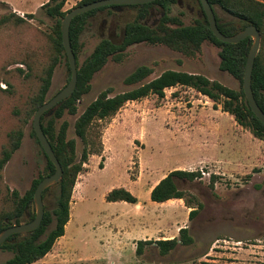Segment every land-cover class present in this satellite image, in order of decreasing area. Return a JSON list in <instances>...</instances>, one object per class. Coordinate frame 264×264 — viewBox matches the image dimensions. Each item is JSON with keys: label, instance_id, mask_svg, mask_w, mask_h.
Returning a JSON list of instances; mask_svg holds the SVG:
<instances>
[{"label": "rangeland", "instance_id": "obj_1", "mask_svg": "<svg viewBox=\"0 0 264 264\" xmlns=\"http://www.w3.org/2000/svg\"><path fill=\"white\" fill-rule=\"evenodd\" d=\"M5 1L25 11H15L24 18V22L18 23L7 7L0 4V20H4L0 21V149L11 129L22 127L23 130L20 147L0 171V208L9 209L2 202L7 190H16L23 195L44 173L46 165L45 157L31 135L34 115L29 117L26 113L28 96L39 84L38 77L54 53L51 37L55 19L41 7L48 0ZM78 2L69 1L64 9L77 6ZM215 10L222 20H232L239 26V21L220 7L215 6ZM136 13V9L124 6L118 10L113 7L103 9L91 16L80 35L77 63L81 64L101 39L119 42L125 23L133 20ZM170 13L179 15L184 24H192L202 17L196 0H178ZM160 15L159 9L154 8L143 22L155 25ZM219 51L220 48L209 41L202 43L201 51L194 57L162 44L131 45L122 61L109 59L94 73L89 91L77 104V113H65L56 125L64 120L68 122L67 138H75L79 158L83 143L74 133L75 120L102 90L110 88L109 95L113 96L136 87L138 84H124L123 79L140 65H148L153 70L143 82L170 69L200 73L227 87L239 89L240 81L219 69ZM68 80L69 72L60 56L52 72L46 101ZM14 108L20 112L15 114ZM125 109L129 112L123 114ZM23 118L27 119L25 123H22ZM101 140V154L89 156L84 165L89 174L80 177L90 187L89 199L79 206L82 221L88 223L84 231L68 233L69 238L73 235L68 256L61 261L58 259L55 264H264V137L256 138L240 125L235 128L230 115L213 111L209 99L191 88L175 86L166 88L163 98L149 94L126 102L115 115L102 122ZM171 168L200 173L192 181L175 180L178 188L187 196H195L202 207L192 219L188 216L182 219L183 216L171 213L174 202L157 205L159 227L164 220L166 224L152 235V240L177 237L178 222L188 228L194 241L190 245L179 243L164 255L154 244L145 245L142 253L136 254L135 240L125 238L121 241L119 238L126 233L125 228L123 222L116 224L124 215L132 214L134 206L123 202L108 203L104 193L110 187L123 186L142 198L147 188ZM212 175L215 182L211 186ZM88 208L94 211L93 217L88 218ZM161 214L166 215L163 221ZM101 220L116 239L112 248L102 250L92 241L94 232L101 237L92 221ZM12 255V252L0 249V264ZM45 255L39 264H50L57 258L51 252Z\"/></svg>", "mask_w": 264, "mask_h": 264}, {"label": "trees", "instance_id": "obj_2", "mask_svg": "<svg viewBox=\"0 0 264 264\" xmlns=\"http://www.w3.org/2000/svg\"><path fill=\"white\" fill-rule=\"evenodd\" d=\"M92 1L95 0H80L77 6ZM196 1L201 9L202 17L195 19L192 24H184L179 15H171V8L178 0H154L144 4L120 6H128L137 10L135 18L125 23L121 40L115 42L109 38L101 39L81 64L77 63L80 48L79 39L88 19L96 12L112 8V6L96 8L81 13L72 19L69 35L77 63V85L72 95L57 104L49 117H46L47 112H45L40 119L42 130L62 167V177L54 186H49L42 192L44 214L38 228L25 234H12L0 244L1 250L10 251L13 254L12 257L1 264H32L47 254L55 241L64 234L65 225L69 220L71 196L77 177L85 170L84 165L88 162L89 156L100 155L103 150L101 140L102 122L115 115L128 101L138 100L149 94L163 98L165 89L175 86L191 88L207 97L214 107L220 106L222 111L231 115L238 125L248 129L254 137H264V124L252 112L242 89L243 71L252 39L247 37L238 43H227L218 40L209 27L199 0ZM208 2L213 8L217 26L222 33L232 35L249 24H253L258 28L261 34V43L252 69L251 88L257 104L264 111V2L259 0H208ZM65 3L66 0H48L41 6L49 17L55 19L51 37L54 53L38 77L39 84L37 87H33L35 90L28 96L26 114L29 117L32 114L34 115L37 108L46 101V93L51 84L52 72L59 62L60 56L64 58L70 77L60 30L61 19L69 10L64 9ZM215 6L220 7L224 12L237 19L240 23L239 26L232 20H222L218 16ZM154 8H158L160 11L159 20L155 25H147L143 20L151 14ZM10 15L15 18V22H24V18L14 12ZM0 21L4 20L1 19ZM204 41H209L220 48L218 53L220 59L219 69L238 79L241 83L239 89L227 87L219 81L209 79L200 73L170 69L163 71L149 81L143 82L152 73V67L148 65L137 66L123 79L124 84H138L136 87L113 96L109 95L110 88L102 90L75 120L74 133L83 143L81 156L77 157L75 138H67L68 122L64 120L59 126L56 123L65 113L69 115L77 113V104L81 97L89 91L92 76L109 59L115 62L122 61L127 47L137 43L162 44L172 50L181 52L187 57H194L201 51V45ZM17 70L22 71L20 68H17ZM8 85L10 84L8 83ZM13 111L18 114L20 109L14 108ZM26 120V118H23L22 123H25ZM31 135L34 136L45 157L44 173L33 181L31 188L23 195H20L16 190H7L2 202L7 204L9 209L0 208V232L9 226L28 222L34 218V212L32 211L34 189L43 177L51 175L55 171L54 164L44 153L33 128ZM6 136L7 141L0 149V171L12 154L20 147L23 137L22 127L11 129ZM100 167H103L102 163H100ZM199 176L198 171L172 170L152 188L150 199L158 203L169 199H183L185 205L190 208L188 218L192 219L202 207V203L195 196H187L183 190L179 189L175 179L184 178L192 181ZM214 182L215 176L212 175L210 179L211 186ZM105 200L108 202L136 203L137 197L127 188L118 186L113 187L106 193ZM193 241L194 239L189 234L188 228L184 226L179 229L177 237L138 240L135 252L141 254L145 245L154 244L159 249L160 254L164 255L179 243L190 245Z\"/></svg>", "mask_w": 264, "mask_h": 264}, {"label": "water", "instance_id": "obj_3", "mask_svg": "<svg viewBox=\"0 0 264 264\" xmlns=\"http://www.w3.org/2000/svg\"><path fill=\"white\" fill-rule=\"evenodd\" d=\"M152 1L154 0H95L70 8L61 19V39L68 61L70 77L63 88H61L55 95H53L51 98H49L37 108L32 121V128L40 143V146L42 147L48 159L54 164L55 171L51 175L43 177L34 189L32 203V211L34 212V218L31 221L23 222L3 229L0 232V244L3 243L6 238L12 234H25L38 228V226L41 224L44 214L42 192L47 187L54 186L62 177V167L57 157L55 156L47 137L45 136L42 130L40 119L45 112H47V115L52 114L54 111V107L63 100H66L69 96H71L77 85V63L75 54L71 47L69 35V28L72 19L81 13L103 6H112L115 10H118L121 8L120 6L122 5L144 4ZM199 2L201 4L204 15L206 16L209 27L218 40L227 43H238L239 41L247 37H250L252 39V43L247 53V58L244 66L242 77V89L244 91L245 98L252 112L264 124V111L257 104L251 88L252 69L255 57L259 51L261 41V34L258 28L253 24H249L243 29L236 32L235 34L226 35L222 33L218 28L213 8L208 2V0H199Z\"/></svg>", "mask_w": 264, "mask_h": 264}, {"label": "crops", "instance_id": "obj_4", "mask_svg": "<svg viewBox=\"0 0 264 264\" xmlns=\"http://www.w3.org/2000/svg\"><path fill=\"white\" fill-rule=\"evenodd\" d=\"M69 1H76V0H66L65 5H67ZM0 4L5 5V7H7L8 11L11 13L12 12H14V13L25 12L24 9H22V10L16 9L9 2H7L5 0H0ZM17 15L20 16L19 14H17ZM203 97H205V96H203ZM205 98L208 99L207 97H205ZM207 102L208 101L206 100L205 103H207ZM130 111L132 112V110H130ZM213 111H215L216 113L218 111H221L222 113H227V112L222 111L220 106H217V107L213 106ZM128 112H129V109H125L123 114H126ZM230 117L233 119V117L231 115H230ZM234 125H235V128L239 127V125L236 123L235 120H234ZM137 153L139 154L140 151H137ZM119 156H122V155L120 154ZM105 168L107 169V167H105ZM175 169L176 168H171V169H169V171L167 173H169L170 171L175 170ZM167 173H165L157 181H155L153 183V185H151L147 188V190L145 191L144 197L140 198L139 196L135 195L137 197L136 203H128L125 201H115V202L106 201L105 195L113 187H110L104 193V200L108 203H115L116 204L119 202H123L125 204L128 203V205L134 206V212L132 214H126V215H124V217L120 218V220H118L116 222V224L123 222L122 225L125 228L124 232H126V233H124V235H122V237L119 238V239H121V241H124L125 238L133 239V240H135V242H137L138 240H149V239H152L153 234L158 232V229L164 228L166 221L163 219V216H166V215L161 214V218H162L161 220L162 221L164 220V223L162 222L161 223L162 226L159 227V216L160 215H159L158 211L155 210V209H157V205H162V204L174 202L175 204H174L173 208H171V213L174 216L180 215L181 217L183 216L182 219H184V218L186 219V217L189 214L190 208L187 207L185 205V203H183L182 199H169V200L162 202V203H158V202L152 201L150 199V192H151L152 188ZM85 174H89L88 168L83 173H80L78 175L77 180L75 182V185L73 187L71 198L72 199L74 198V200L73 201L71 200V202H70L69 220L67 221V223L65 225L64 234L62 236H60L55 241L51 250L49 251V252L53 253L54 257H57L56 260L50 262V264H52V263L55 264L58 259H60V261H61L63 257L68 256L67 255L68 249H69V246L71 244V240H73V238H72L73 235H71V237L69 238L68 233L71 232V234H73V232L77 233L78 231H84V228H85L86 224L88 223V221H82L83 217L79 211V206H81L82 204L84 205L86 203L85 201L87 199H89L90 187L85 183L86 182L85 179L80 180V177H82V176L84 177ZM86 176L87 175H85V177ZM148 183H150V182H148ZM86 213H87L88 218L94 216V211H91L90 208H88ZM92 224L96 225V228L99 229L98 234L101 236L100 238H98L99 236L97 235L96 232L91 234L93 236L92 241L96 244V247L101 248L103 250L104 248H112V246H115V244H113L115 242H113V241H116V239L112 238V235L109 234L108 230L105 228L106 224L102 220L99 222L92 221ZM168 224H170V223H168ZM181 227H184V226L178 225V222H177V230L178 231ZM172 237H174V236H170L169 238H172ZM153 240H156V239H153ZM105 246H107V247H105ZM48 253L45 256H47ZM39 261H40V259L35 261L32 264H39Z\"/></svg>", "mask_w": 264, "mask_h": 264}]
</instances>
